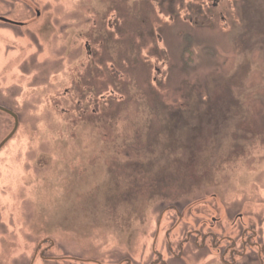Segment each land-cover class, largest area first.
Returning a JSON list of instances; mask_svg holds the SVG:
<instances>
[{"label":"rangeland","instance_id":"rangeland-1","mask_svg":"<svg viewBox=\"0 0 264 264\" xmlns=\"http://www.w3.org/2000/svg\"><path fill=\"white\" fill-rule=\"evenodd\" d=\"M34 1L41 20L0 27V107L19 121L0 264L45 240L65 261L34 264H222L212 245L171 257L172 209L175 253L195 229L264 244V0ZM13 126L0 112V143Z\"/></svg>","mask_w":264,"mask_h":264},{"label":"flooded vegetation","instance_id":"flooded-vegetation-1","mask_svg":"<svg viewBox=\"0 0 264 264\" xmlns=\"http://www.w3.org/2000/svg\"><path fill=\"white\" fill-rule=\"evenodd\" d=\"M1 6L4 4L9 5L10 7H0V27H10L14 29H27L31 22L39 21L43 17V8H41L34 0H0ZM21 4L22 9H18L19 14H15V8L17 5ZM4 8V9H2ZM22 12V13H21ZM15 16H13V15ZM28 15L27 19L20 21L21 15ZM20 16V17H17ZM90 56V54H89ZM19 124V121H18ZM176 216V223L172 225L167 231H164V238L168 243V249L171 257L173 259L179 260L183 256L184 247L191 244L196 248L203 250L207 246H213L216 250L221 252V263L222 264H237L238 260L249 256L250 254L255 256L256 262L259 264H264V244H260L257 241L258 237L254 229L249 227H239L238 235L239 238L236 241L234 237L231 236H222L221 239L212 235L209 231L205 234L202 231L193 230L186 231L182 240L178 242L177 245V254L175 250H172L170 236L174 231L179 227L183 215L177 209H172ZM236 222H233V227H235ZM159 236V234H158ZM236 236V237H237ZM158 239V238H157ZM157 242V241H156ZM49 243V247L43 248V245ZM53 243L51 241L45 240L41 243L33 252L30 264L35 263L37 259L40 261H65L64 259H56L50 257L48 254L49 250L52 248ZM249 258V257H247ZM253 259V258H252ZM154 264H164L162 261V255L159 254L158 260Z\"/></svg>","mask_w":264,"mask_h":264},{"label":"water","instance_id":"water-1","mask_svg":"<svg viewBox=\"0 0 264 264\" xmlns=\"http://www.w3.org/2000/svg\"><path fill=\"white\" fill-rule=\"evenodd\" d=\"M0 112H2V113H4V114H6V115H8V116H10L12 119H13V121H14V126H13V129H12V131L10 132V134L0 143V150L11 140V138L15 135V133L17 132V129H18V118H17V116L14 114V113H12V112H10V111H8L7 109H5V108H3V107H0ZM158 227H159V225H158ZM32 264H33V262H32Z\"/></svg>","mask_w":264,"mask_h":264}]
</instances>
